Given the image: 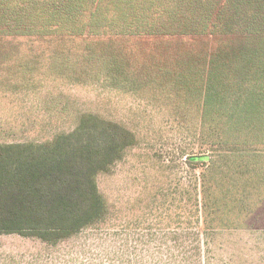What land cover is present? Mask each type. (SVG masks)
<instances>
[{
  "label": "trees",
  "instance_id": "obj_1",
  "mask_svg": "<svg viewBox=\"0 0 264 264\" xmlns=\"http://www.w3.org/2000/svg\"><path fill=\"white\" fill-rule=\"evenodd\" d=\"M26 37L90 39L113 75L135 67L177 86L203 132L202 154L188 156L192 171L204 165L203 202L195 182L184 226H108L97 176L110 173L137 136L83 111L51 140L0 142V234L55 246L84 233L88 261L11 263L234 264V251L225 260L216 239L233 235L264 198V0H0V42ZM128 41L150 47L120 45ZM169 55L177 65L165 64ZM143 56L150 59L142 65ZM220 209L232 221L214 226L209 216Z\"/></svg>",
  "mask_w": 264,
  "mask_h": 264
},
{
  "label": "rangeland",
  "instance_id": "obj_2",
  "mask_svg": "<svg viewBox=\"0 0 264 264\" xmlns=\"http://www.w3.org/2000/svg\"><path fill=\"white\" fill-rule=\"evenodd\" d=\"M4 40L0 42V142L51 140L71 130L83 111L122 122L136 133L137 142L110 173L97 176L110 207L107 225L127 230L157 226L149 228L157 231L184 226L190 217L186 190L195 182L203 202L204 165L195 162L192 171L188 156L202 154L204 141L196 108L187 106L178 87H168L135 67L113 75L106 55L95 52L98 46L90 39ZM131 42L134 45H126ZM141 43L120 45L135 50L149 46ZM139 58L142 65L150 59ZM164 60L167 66L177 65L172 55ZM257 202L233 235L216 239L225 260L234 251V264L264 261V198ZM209 218L214 226L232 221L221 209ZM89 243L84 233L55 246L35 237L0 234V264L87 262Z\"/></svg>",
  "mask_w": 264,
  "mask_h": 264
}]
</instances>
